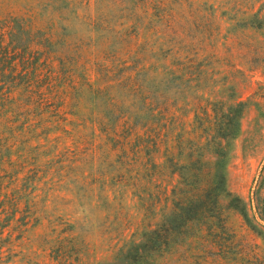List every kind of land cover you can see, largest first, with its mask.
Wrapping results in <instances>:
<instances>
[{"label": "rangeland", "instance_id": "374dc122", "mask_svg": "<svg viewBox=\"0 0 264 264\" xmlns=\"http://www.w3.org/2000/svg\"><path fill=\"white\" fill-rule=\"evenodd\" d=\"M161 1L154 9L159 3L149 0V10L170 13L171 23L154 20L142 43L168 52L162 64L192 58L202 80L185 93L167 94L173 104L157 124L159 153L142 152L136 161L130 151L124 158L105 127L94 122L105 113L93 115L92 100L80 91L71 93L74 99L52 122L41 125L32 117L31 129L23 132L20 123L19 132L6 130L3 175H8L6 185L13 175L19 180L4 190L9 201L0 211L11 210L16 189L23 190V203L22 213L5 229L11 244L4 245L0 264H108L133 235L146 234L147 248L153 249L160 244L153 239L170 230L176 233L174 247L188 251L194 264H264V204L253 199L256 186L264 184V0ZM95 4L92 0L93 15ZM157 76H148L151 87L161 82ZM219 101L231 115L221 147L213 142L217 134L208 129L204 113L214 114ZM169 147L181 154L182 166H190L186 157L193 153L195 171L226 176L224 219L215 226L201 225L197 212L189 214L194 219L189 226L173 214L181 206L176 188L188 189L178 187L181 177L165 164ZM235 197L245 202H233L237 209L229 205ZM118 264H125L123 258Z\"/></svg>", "mask_w": 264, "mask_h": 264}, {"label": "trees", "instance_id": "16d2710c", "mask_svg": "<svg viewBox=\"0 0 264 264\" xmlns=\"http://www.w3.org/2000/svg\"><path fill=\"white\" fill-rule=\"evenodd\" d=\"M156 1L159 4L154 9H160L163 1ZM148 2L96 0L93 15L92 0H3V8L8 13L0 11V208L9 201V194L4 190L19 180V175H13L9 185L5 182L8 175H3L5 157L1 156L5 148V131L19 132L15 127L20 123L23 132L31 129L32 117L37 121L40 119L41 125L59 118L62 108L74 99L73 91L89 95L93 115L100 111L105 113V118L94 122L105 127L103 132L116 144V149L123 152L124 158L129 157L130 151L136 161L142 152L155 156L159 153L161 134L157 124L170 115L173 104L167 94L174 90L185 93L194 82L200 84L202 78L192 58L185 63L162 64V58L166 59L168 52L164 48L155 52L153 45L147 41L142 43L145 31L156 26L154 20L170 24L172 19L165 11L150 12ZM92 71L97 75L95 80ZM151 73L158 75L157 81H161L155 87L147 83ZM218 105L214 114L209 110L204 113L208 129L217 134L213 136V142L221 147L231 115L226 113L223 102L219 101ZM199 117L197 113L195 119ZM48 131L50 128L45 129ZM184 138L181 134L180 148ZM166 155L165 164L182 179L178 187L188 189L176 188L173 194L181 201L180 213H173L175 217L184 220L186 226L194 220L190 219L192 212L201 214V225L215 226V222L222 221L221 200L226 192V176L214 171H195L193 153L186 157V164L190 166H182L181 154L176 156L171 147ZM261 176L264 179V170ZM196 180L200 184L194 183ZM22 191L15 190L14 196L16 193L18 196L12 198L11 210L0 211V262L4 245L11 244L10 239L4 238L5 229L17 213H22ZM263 191L264 184L260 183L253 198L260 201L261 206L264 204L261 202ZM233 202L245 203L235 197L229 204L234 209L238 207ZM261 210L264 221V207ZM170 231L164 238L155 233L160 239L153 241L160 244L153 249L147 248L150 240L146 234L133 235L108 264H118L122 258L125 264H129L131 258L134 264H194L188 251L174 247L176 233Z\"/></svg>", "mask_w": 264, "mask_h": 264}]
</instances>
